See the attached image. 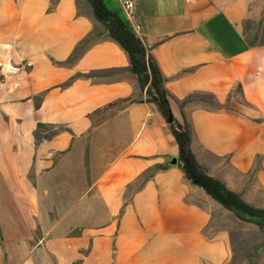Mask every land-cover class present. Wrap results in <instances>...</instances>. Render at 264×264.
Instances as JSON below:
<instances>
[{
	"label": "crops",
	"instance_id": "obj_1",
	"mask_svg": "<svg viewBox=\"0 0 264 264\" xmlns=\"http://www.w3.org/2000/svg\"><path fill=\"white\" fill-rule=\"evenodd\" d=\"M103 1L153 56L198 163L253 204L250 190H264V45H248L244 24L264 0H132L130 19L121 0ZM50 2L0 0V264H223L227 234L204 232L207 199L217 202L170 163L178 147L156 105L104 109L145 98L125 51L103 37L53 63L101 27L77 0ZM106 69L121 71L58 86ZM201 94L221 107L183 102ZM39 122L69 131L35 141Z\"/></svg>",
	"mask_w": 264,
	"mask_h": 264
},
{
	"label": "trees",
	"instance_id": "obj_2",
	"mask_svg": "<svg viewBox=\"0 0 264 264\" xmlns=\"http://www.w3.org/2000/svg\"><path fill=\"white\" fill-rule=\"evenodd\" d=\"M56 1L57 0H51L49 9L54 7ZM84 2L88 8V15L100 24L101 29L94 27L93 30L77 44L67 60L62 62L53 61V63L57 65H68L73 63L89 44L103 37H108L117 42L127 55L128 67L126 69L136 76L139 89L144 91L145 98L125 97L107 104L104 109L109 107L118 108L128 103L141 101L154 103L160 114L169 124V128L178 147L176 163L187 180L202 188L209 197L220 204L224 209L231 212L237 219L254 224L260 230L264 231V207L255 206L245 201L240 194L229 189L223 181L208 174L205 167L200 165L196 160L190 148L191 128L186 121L179 123L173 117L169 103V94L163 83L164 78L153 56L149 53L148 48L144 45L142 40L116 12L106 6L103 0H84ZM261 21L262 16L257 23ZM253 23H255L254 20L246 19V28H252ZM246 39L248 45H264L263 42H256L247 37ZM119 71H121V69H106L97 72L77 73L61 82L58 86L60 88L67 87L75 78L112 76ZM43 94L44 92H41L33 97L35 107L40 105ZM191 100L208 102L213 107L207 108L211 109H219L221 107L212 94L191 95L184 99L183 102ZM169 117L171 118V122L168 121ZM60 131H69V129L63 125H51L39 122L33 131V136L35 141H40L43 139H50ZM166 165H156V168L164 169ZM73 264H80V260H77Z\"/></svg>",
	"mask_w": 264,
	"mask_h": 264
},
{
	"label": "rangeland",
	"instance_id": "obj_3",
	"mask_svg": "<svg viewBox=\"0 0 264 264\" xmlns=\"http://www.w3.org/2000/svg\"><path fill=\"white\" fill-rule=\"evenodd\" d=\"M77 4L80 10L87 11L84 0H77ZM260 18L254 20L255 23L250 29L244 24V32L248 39L264 43V13L262 21L257 23ZM201 102L206 107H213L208 102ZM250 191L254 199L253 204L264 207V190ZM208 204L212 206L213 216L204 232L208 236L217 233L218 230L227 234L228 255L223 264H264V231L254 224L237 219L231 212L207 199Z\"/></svg>",
	"mask_w": 264,
	"mask_h": 264
},
{
	"label": "built area",
	"instance_id": "obj_4",
	"mask_svg": "<svg viewBox=\"0 0 264 264\" xmlns=\"http://www.w3.org/2000/svg\"><path fill=\"white\" fill-rule=\"evenodd\" d=\"M121 6L127 18L133 17V2L132 0H121Z\"/></svg>",
	"mask_w": 264,
	"mask_h": 264
},
{
	"label": "water",
	"instance_id": "obj_5",
	"mask_svg": "<svg viewBox=\"0 0 264 264\" xmlns=\"http://www.w3.org/2000/svg\"><path fill=\"white\" fill-rule=\"evenodd\" d=\"M168 121L171 122V118L170 117L168 118ZM170 163H172V164L176 163V157H172L171 160H170Z\"/></svg>",
	"mask_w": 264,
	"mask_h": 264
}]
</instances>
